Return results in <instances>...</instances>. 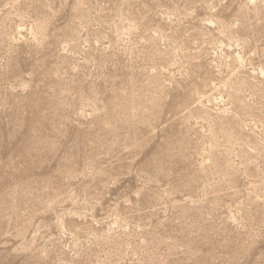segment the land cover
<instances>
[{
	"label": "rangeland",
	"instance_id": "obj_1",
	"mask_svg": "<svg viewBox=\"0 0 264 264\" xmlns=\"http://www.w3.org/2000/svg\"><path fill=\"white\" fill-rule=\"evenodd\" d=\"M0 264H264V0H0Z\"/></svg>",
	"mask_w": 264,
	"mask_h": 264
}]
</instances>
